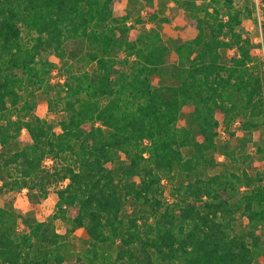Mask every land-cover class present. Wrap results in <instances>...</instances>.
<instances>
[{"label": "trees", "instance_id": "1", "mask_svg": "<svg viewBox=\"0 0 264 264\" xmlns=\"http://www.w3.org/2000/svg\"><path fill=\"white\" fill-rule=\"evenodd\" d=\"M121 1L0 0V264L264 259V168L250 172L251 156L228 142L224 159L216 154L219 127L231 136L240 119L241 145L264 128V73L239 28L238 4L250 0H172L189 24L170 67L160 31L170 18L151 11L150 26L124 24L128 15L114 16ZM222 50L233 51L228 63ZM51 57L66 72L53 89ZM163 75L171 82L153 81ZM38 92L60 115L55 124L37 108ZM23 130L29 141L20 145ZM256 151L263 159L264 147ZM24 189L36 202L52 194L51 220L14 210ZM55 220L69 227L59 231ZM79 228L87 241L75 251L69 236Z\"/></svg>", "mask_w": 264, "mask_h": 264}, {"label": "rangeland", "instance_id": "2", "mask_svg": "<svg viewBox=\"0 0 264 264\" xmlns=\"http://www.w3.org/2000/svg\"><path fill=\"white\" fill-rule=\"evenodd\" d=\"M242 8L244 15L242 17L240 29L247 33L253 43V58L254 62L259 65L260 71L264 73V46L261 37L260 29V13L258 0H250L248 2H240L238 4ZM151 11H155L159 16H168L170 18L169 23L160 24V31L162 38L169 48L168 54L165 58V64L170 67L176 62V56L173 52L174 47L182 40H184L187 35L185 29L187 28L189 21L186 18L185 12L177 6L172 0H154L150 4H146L143 0H122L114 10V16L128 15L129 19L124 22V24H132L136 18H140L146 23V26H150L148 16ZM232 50H222V60L225 63L229 62V57L232 55ZM123 52H119V57H122ZM54 63V67L50 72L49 76V86L51 89L55 87L57 83H62L65 77V67L63 63L55 58L51 57ZM93 64H83L82 70H86L90 73L93 72ZM160 79V82L170 83L171 79L167 75H163L162 78L158 76L153 77V81ZM51 93L50 95H52ZM47 98L48 95L42 92L37 93V108L45 113L47 121L55 124L60 117V115L47 110ZM179 123L183 126H188V107H184L181 110ZM240 119H237L232 127L231 131L234 132L233 135H229L228 131H225L221 126L217 131L216 141L218 144L216 154L219 160L224 159L222 152V145L227 143L230 148H234L238 153L241 147L244 151L251 156V161L248 165V170L251 172L254 169L264 168V158L260 157L261 154L256 151V145H261L264 147V128L253 132V142H249L245 145H241V140L245 139L247 133H243L240 129ZM29 139L27 137L26 131L23 130L19 139V144L24 145L28 143ZM243 150V149H242ZM186 152V151H185ZM264 154V152H263ZM50 161L47 160L46 165ZM219 168H215L211 172H217ZM164 186L166 192L169 190V184L164 181ZM3 202V198L0 196V205ZM55 199L52 194H49L45 199H40L38 202L35 201L34 197L28 196L26 190H22L15 196L13 201V208L16 212L23 214L24 216H30L36 218L37 220H51L52 214L55 211ZM72 213V209L69 210ZM55 227L59 231H64L69 227L68 222L55 220L53 221ZM246 227V222L244 219L239 218L236 222V229L242 232ZM22 225H18V231L23 230ZM70 241L73 245L75 251H80L86 246L87 235L82 228L73 231L70 236ZM64 264H76L74 257H69ZM253 264H264V259L259 258L254 261Z\"/></svg>", "mask_w": 264, "mask_h": 264}, {"label": "crops", "instance_id": "3", "mask_svg": "<svg viewBox=\"0 0 264 264\" xmlns=\"http://www.w3.org/2000/svg\"><path fill=\"white\" fill-rule=\"evenodd\" d=\"M55 204V203H54Z\"/></svg>", "mask_w": 264, "mask_h": 264}]
</instances>
